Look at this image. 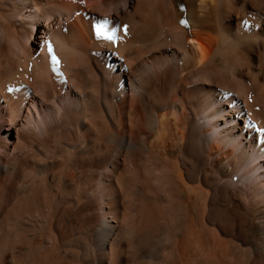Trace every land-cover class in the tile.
I'll use <instances>...</instances> for the list:
<instances>
[{
    "label": "bare ground",
    "instance_id": "1",
    "mask_svg": "<svg viewBox=\"0 0 264 264\" xmlns=\"http://www.w3.org/2000/svg\"><path fill=\"white\" fill-rule=\"evenodd\" d=\"M14 1L24 15L37 6L38 33L49 4ZM62 1L102 53L98 105L72 86L75 139L48 156L0 149V264H264V0H112L105 17L103 0ZM97 7L109 21L99 37ZM47 26L32 49L46 67L60 49ZM4 72V99L31 89L12 80L26 70Z\"/></svg>",
    "mask_w": 264,
    "mask_h": 264
},
{
    "label": "rangeland",
    "instance_id": "2",
    "mask_svg": "<svg viewBox=\"0 0 264 264\" xmlns=\"http://www.w3.org/2000/svg\"><path fill=\"white\" fill-rule=\"evenodd\" d=\"M61 1L62 0H49V1L41 0L39 2L37 1L38 3L43 5L44 8L48 4L50 5L47 6L49 9L47 7L45 8L46 9L45 11L47 13L46 12L44 13L43 15L44 21L42 23V26L39 27L40 31L37 33L35 31L34 32L32 31V25L38 22L41 18V16L37 15L38 14V11L36 9L37 6L31 7L30 9L32 12L25 13L24 15V13L20 12V9L18 8L16 1L0 0V7H1L0 8L1 9L0 10V80L11 79V78L9 79L8 75H6V73L4 72L7 63H10L16 66V68L19 69L20 71H24V70L27 71L15 77L16 79L12 78V80L15 81L20 80L31 85V89L28 91L26 90L25 92L26 94L24 93L27 97L23 93L19 92V88H14V87L10 90L11 96L6 97V99H4V97L0 95V149L8 153L10 156L11 154L13 155V152H16L17 150L22 151V153L24 151L26 155L27 154L29 155L30 153H31L30 155H35V156L53 155L55 151L54 149L58 144H67L73 139H75L80 131L82 132L83 130L82 128L78 130L74 129V126L72 125V119L70 118L71 114L69 110V104H70L69 96H70V89L72 88V86L74 87V89L76 88L77 90H79L80 93H83L80 100H84L85 96L92 97L94 99V103L98 105L97 96L99 92H98L97 79H99L98 78L99 73L97 72L96 69V63L98 61L99 62L101 61L103 57L102 53L96 49L93 50L92 48L87 46V44L84 42V34L81 30L80 23L76 19L77 16L69 13L72 12L71 8L68 7L69 9H67L66 8L67 5L65 4L66 5L65 6L63 4L64 1L62 2ZM94 1L95 0L93 1L81 0L80 4L84 6L86 5L88 6V5H92ZM114 2H112V0H106V1L103 0V3L105 4L104 5L103 3L102 5L100 4L102 6L103 11L105 9L104 11L105 14H103V17L109 14L108 12L109 9L111 10L112 8H114V5L117 3V1L114 0ZM53 4L54 5L57 4L56 7ZM105 5L108 10L105 8ZM58 7L61 9H58ZM98 9L99 8L97 7L98 15L89 17V22L92 24L94 32L97 35L98 32H100L99 34H102L104 28L109 23L108 19L102 17L103 11L101 12V9L98 11ZM52 10L53 13H51ZM57 10L60 11L62 10V12H64L62 13L58 11L61 13V15L66 14V16L65 15L61 16L62 20L57 17L58 14H60V13H56ZM106 10L108 13L106 12ZM67 14L71 16L72 19L69 20L70 17H68ZM53 19H55L56 21ZM45 25L48 27V29H51L49 35V40L52 43L51 45H54L56 41L55 45L57 46H55L54 49H56V47L60 48L61 50L64 49L63 50L64 54L62 53L63 51H61L60 49L58 52L57 50L56 52H54L55 51L54 50L53 53H51V58L49 60L53 59V61L50 62V66L47 67L45 64L46 63L48 64V62L38 63L37 61L33 63L34 61H36L33 59L35 57V53L36 52L41 53L43 49V46L41 48V46L39 45L41 44L40 42L42 39L41 30H43V26L45 27ZM126 29L127 27L124 29V31L122 30V32H125L127 34L128 29L127 30ZM28 34L29 35L33 34L35 39L33 43H31L33 37L30 36L31 37L30 38ZM61 36L62 38H60ZM64 39H66L67 43L64 42L65 41ZM63 45H67V46H63ZM66 47H68V49ZM32 49L33 51H35V53H33ZM60 51L62 56L61 55L59 56ZM33 54L34 57L32 56ZM64 55H67L68 59L73 61L74 67L72 69V75L73 77L76 76L77 78H81L82 82L80 85H75L72 81L69 82L66 79L64 72L59 69L60 65H62L61 59H64ZM27 59L28 60L33 59V60L28 61ZM36 66L37 68H35ZM86 67L92 69L94 71L93 74H88L87 71H84L82 73L81 69ZM52 69L53 70L55 69L54 71L57 74V76L59 75L58 77L54 76V74L52 73L53 71H51ZM36 70L39 71L36 72ZM42 70L44 72L47 70L48 74L51 75L50 76L51 79L49 76H47L48 75L47 72L43 73V75L47 74L45 75L44 77L45 79H44L41 74L43 72ZM31 71H33L34 74H31L32 73ZM39 74L41 75L39 76ZM46 77H48L49 79L48 78L47 79L50 80L51 82L48 80L47 82H45ZM61 77L63 79H61ZM83 78H85L86 80H84ZM46 83L49 84L46 85ZM47 92H50L49 95L51 96L46 98ZM22 97H26L24 98V101ZM27 99L28 102L26 101ZM2 108L3 110H1ZM98 110L99 109L96 110L93 109V107L90 108L91 120L95 121L98 119V114H99ZM13 124L17 125V129L14 130L13 136L11 137L9 135V133L11 132L9 131V129L10 126H12ZM9 140H11L10 144H9ZM109 149L107 150V153L111 156L112 155L119 157L121 156L124 160L126 158L132 160L131 157L128 158L129 153H127L126 151L125 153H123L120 152V150L116 151L117 150L116 148L115 149L109 148ZM129 162H130L129 160H126L128 166L131 165L132 161L130 163ZM61 166L63 167L62 162L59 163L57 170L59 169L61 170ZM64 170L66 171V169ZM102 170L103 169H101L100 172ZM68 173L70 174L69 170ZM68 173L66 171V174ZM93 185L94 187L92 190H94L95 192L97 191L96 189H98L97 187H99V181H94ZM84 186H85L84 180H82V182L80 181L79 187H77V192L78 191L82 192Z\"/></svg>",
    "mask_w": 264,
    "mask_h": 264
},
{
    "label": "snow or ice",
    "instance_id": "3",
    "mask_svg": "<svg viewBox=\"0 0 264 264\" xmlns=\"http://www.w3.org/2000/svg\"><path fill=\"white\" fill-rule=\"evenodd\" d=\"M99 35H100V34H99V32H98V37H99ZM107 38H108V39H112L111 37H107ZM49 47H50V46H49Z\"/></svg>",
    "mask_w": 264,
    "mask_h": 264
}]
</instances>
